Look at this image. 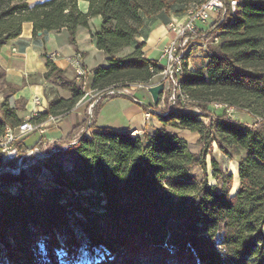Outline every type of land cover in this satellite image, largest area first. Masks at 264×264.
<instances>
[{
	"label": "trees",
	"instance_id": "1",
	"mask_svg": "<svg viewBox=\"0 0 264 264\" xmlns=\"http://www.w3.org/2000/svg\"><path fill=\"white\" fill-rule=\"evenodd\" d=\"M81 1L88 3L87 13ZM206 1L0 0V50L21 36L25 23L33 24L34 36L66 29L76 45L79 28L101 17L95 38L107 64L94 70L92 89L106 99L109 91L149 84L162 73L159 61L145 58V44L138 42L150 24L159 19L169 24L172 15L182 18ZM209 35L220 43L212 47L205 69L189 71L186 65L180 78L189 102L179 96L167 115L158 116L163 127L153 135L133 136L92 123L90 129H97L92 134L85 133L66 151L48 154L54 184L42 189L33 173L7 171L16 160L6 162L0 149L3 264H60L57 252L62 249L75 257L81 244L72 221L91 247L102 248L103 258L95 264H264V0H242L237 12L228 9ZM128 48L133 52L125 55ZM46 66L44 79L68 84L70 97L47 90L48 109L30 120L35 124L67 116L86 94L84 85L68 79L51 59ZM15 93L5 94L0 109V139L8 128L24 123L19 117L24 105L9 103ZM214 104L246 111L260 125L233 121L224 109L210 115L206 110ZM88 122L89 115L82 126ZM177 130L197 133L204 150L216 143L228 158L239 157L236 195L230 194L233 175L216 161L215 185L207 176L194 175V167L206 169V160L190 150ZM18 144L22 156L42 147L43 140L29 147ZM60 155L72 156L71 171L55 161Z\"/></svg>",
	"mask_w": 264,
	"mask_h": 264
},
{
	"label": "crops",
	"instance_id": "2",
	"mask_svg": "<svg viewBox=\"0 0 264 264\" xmlns=\"http://www.w3.org/2000/svg\"><path fill=\"white\" fill-rule=\"evenodd\" d=\"M80 9L88 12V3L81 1L79 3ZM102 18L94 17L89 21V27L79 28L76 41L74 45L69 40V34L66 29L60 32L42 33V35L34 36V29L32 23H25L22 28V34L19 38L11 40L5 44L0 50V109L5 100V94L10 89L16 90L14 95H10V100L20 102L24 105L25 110L19 113V117L26 121L45 113L48 109L49 102L46 97V91L51 86L50 82L44 79V74L48 72L46 66V59L51 54L57 53L56 57L51 59L60 69L65 72V76L73 81L76 79V66L75 62L78 56L81 58L82 68L87 73V83L84 86L85 96L80 100L76 107L65 117L62 118H49L41 123L42 128L39 130V140H54L55 142L68 141L70 134L77 126H82L86 117L89 115V99L97 95L92 89L94 80V70L100 65L107 64V56L104 52L97 48L96 34L101 27ZM167 22L159 19L150 24L145 30L144 36L138 39L139 43H144L143 53L145 58L158 60L161 59V48L170 37L167 29ZM132 48L124 51V54H131ZM208 60L199 57L191 60L188 67L189 71H196L205 69ZM162 76L158 75L154 78L152 83L156 85L160 83ZM58 85L67 88L68 95L64 98L70 97L69 85L55 80ZM79 83V82H78ZM128 90V92H127ZM126 95H115L109 97L102 105L98 115L90 117L89 122L82 126L77 131L72 139L79 133H89L90 121L95 123L99 129L110 128L117 132H131L133 136H141L144 133L153 135L157 129L163 127L159 118L153 116L148 117L144 107H155L153 99L148 90L142 89L138 91L135 86L126 88ZM92 92V93H91ZM93 94L92 96L89 95ZM165 102L162 96L159 108L162 109ZM89 108V109H88ZM91 111V110H90ZM114 118H124L127 128H112L109 126H100L102 116ZM90 127V126H89ZM97 129H91L95 131ZM179 134L180 130L175 131ZM186 139L185 137H183ZM38 140V141H39ZM27 139H24L26 146ZM29 147V146H28ZM239 181V179H238ZM239 186V182L237 183ZM239 187H237L232 196L236 195Z\"/></svg>",
	"mask_w": 264,
	"mask_h": 264
},
{
	"label": "built area",
	"instance_id": "3",
	"mask_svg": "<svg viewBox=\"0 0 264 264\" xmlns=\"http://www.w3.org/2000/svg\"><path fill=\"white\" fill-rule=\"evenodd\" d=\"M242 0H207L201 5L194 6L188 10L185 17L181 20L171 21L168 26V33L170 37L161 48V59L160 65L163 67V71L160 74L162 76L161 83L165 85V92L163 99L168 100L170 105H175L178 101V97L181 96V100L184 103L189 102V97L182 93L180 78L184 74L185 66L187 69L190 65V61L195 57H202L209 60L212 55V47L210 45L218 44L219 38L215 37L212 41L209 39V31L215 24L223 23L228 9L235 14ZM207 37V38H206ZM57 53H53L49 58L56 57ZM76 66V79L79 83L84 86L87 83V73L82 68L81 58L78 56L75 62ZM152 82L149 84H136L135 89H146L156 86ZM128 92V90H127ZM92 93V92H91ZM117 94L115 91H109L106 95ZM89 95V94H87ZM97 99L91 104L90 110L92 111L93 106L102 99V95H96ZM11 107H15V101L10 100ZM211 112L217 114L220 110L224 109L225 112L234 111L235 108L229 107L223 104H214L211 106ZM167 115L162 113L158 109L150 108L147 116L151 114ZM42 125L26 121L16 128H8L6 134L0 139V149L5 155V159L10 161H18L17 170L11 168H5L7 171L12 170L14 175H19L22 168L24 159L32 158L34 154L38 159H47L50 156L45 153L41 148L36 147L32 151L25 154L19 160L18 157V146L17 142L29 135L30 133L40 130ZM85 133H79L73 140L66 146L65 150L75 145ZM54 140H46L43 145L54 144ZM56 150H52L55 152Z\"/></svg>",
	"mask_w": 264,
	"mask_h": 264
},
{
	"label": "rangeland",
	"instance_id": "4",
	"mask_svg": "<svg viewBox=\"0 0 264 264\" xmlns=\"http://www.w3.org/2000/svg\"><path fill=\"white\" fill-rule=\"evenodd\" d=\"M185 16L181 17H176V16H171V21L174 20H181L183 19ZM207 38V37H206ZM215 38V36L213 35H209V39L210 41H212ZM214 41V40H213ZM220 43V42H219ZM218 44H214V45H210L211 47H216ZM199 57H195L192 60H195ZM191 62V61H190ZM1 74V73H0ZM51 86L48 88L49 91H53L56 92L59 96L61 97H66L68 95V91L67 88L62 87L61 85H58V83L55 80H52L50 82ZM125 89H121L118 91H123L125 93H127ZM138 91H141L142 89H137ZM146 90V89H145ZM115 91V92H118ZM93 94L89 95L92 96ZM106 95V94H105ZM115 95H119V94H114V95H106L109 97H113ZM102 99L100 101H98L92 108V111H90L89 108H91V104L97 99L96 95H94L93 97H91L89 99V115L90 117L95 116L97 113V110L99 108V106L102 104L104 105V103L107 101V99ZM165 102V106L160 109L159 106L158 107H152L154 109H158L160 112L165 113L167 110L172 109L174 107V105H170V103L168 102V100L164 99ZM9 103H10V98H9ZM212 107L210 106L206 111L207 113H209L210 115H216L215 113L211 112ZM196 113H200V111H198V109L194 110ZM167 113V112H166ZM155 116L158 118V114H151V116ZM225 115L227 116V118L233 120V121H238L241 123H244L248 126L251 127H257L260 125V121H258L257 118H254L253 116H251L248 112L246 111H240V110H236L234 109V111H229V113L225 112ZM202 120L208 124L209 123V118L207 117H203ZM92 124V121H90L89 126ZM100 126H109L112 127L114 129H118V128H122V129H126L127 128V124L125 122L124 118H111L108 117L106 115L102 116V121L101 123H99ZM86 127L85 130L89 129L90 127ZM90 133L92 134L93 131H91V129H89ZM180 135L183 137H185L186 141L189 144V148L190 150L197 154L198 156H204L205 160H206V169L203 170L200 167H194L193 168V173L194 175H196V177H198V179H202L204 177H208L209 179V183L211 185H215L216 184V180L213 179L212 177V161H216L222 168L223 172L225 173H230L233 175L234 180L231 186V193H234L237 189V187L240 188V179L238 181V166H239V157H236L234 159H230L227 156H225L222 151L219 149L218 145L216 143H213L211 148H208L206 150H204V146L200 143V136L197 133H191L188 130H180ZM39 130H36L32 133H30L29 135H27L26 137L22 138L19 140V144L22 143L24 141V139H27L26 143L28 146H34L36 144V142L39 140V134H38ZM83 134V133H82ZM89 134V133H87ZM42 140V139H41ZM73 139H70L68 141H62V142H55L54 144H49L46 146H42L40 147L45 153L47 154H51V155H57L60 151H66L65 148L66 146L72 141ZM52 150H56L55 152H52ZM20 150H19V146H18V157L17 159L19 160L22 156H19ZM38 154H34L32 156V158H26L24 159V163H23V168L22 170H26L30 175L33 173L32 178L34 179V183L36 185L37 188H47L51 185L54 184V176L52 174V171L49 170L47 168V163H49V161H47V159H38V157L36 156ZM6 162H11L8 159H5ZM60 163H62L63 167L65 168V170L67 171H71L73 168V159L71 155H60L59 157H56V160ZM18 162V161H16ZM18 166L16 163L15 167H8L11 169H14V171H16ZM33 167H36L35 169H33ZM7 168V167H6ZM38 168L40 169V171H38ZM13 175L14 173L12 172V170H9ZM239 182V186L238 183ZM14 191H17L16 189H13ZM239 190V189H238ZM232 196V194H231ZM67 200H63V203H65ZM71 228L74 230V234L76 236V239L78 241H80V248L78 250V254L75 257H71L69 258V255L66 253L65 249L59 250L57 252V256H58V260L60 264H95L96 262L100 261L103 258V252H102V248H93L90 246L89 241L87 239V237L85 236V234L82 233L80 227L78 226V224L75 221L71 222ZM62 239V237H61ZM1 246V244H0ZM40 249L43 250V246L40 245ZM2 256V252L0 251V257ZM0 264H3V262L0 261Z\"/></svg>",
	"mask_w": 264,
	"mask_h": 264
},
{
	"label": "water",
	"instance_id": "5",
	"mask_svg": "<svg viewBox=\"0 0 264 264\" xmlns=\"http://www.w3.org/2000/svg\"><path fill=\"white\" fill-rule=\"evenodd\" d=\"M39 35H42V33L40 32ZM164 92H165L164 83H161L159 85L152 86L149 88V93L152 96L154 106L158 107L160 105L162 96L164 95ZM117 94L126 95V93L123 91H118Z\"/></svg>",
	"mask_w": 264,
	"mask_h": 264
}]
</instances>
